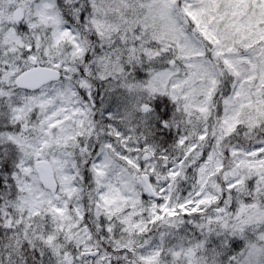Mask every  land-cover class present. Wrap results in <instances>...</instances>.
I'll return each instance as SVG.
<instances>
[{
  "label": "snow or ice",
  "instance_id": "obj_1",
  "mask_svg": "<svg viewBox=\"0 0 264 264\" xmlns=\"http://www.w3.org/2000/svg\"><path fill=\"white\" fill-rule=\"evenodd\" d=\"M0 264H264V0H0Z\"/></svg>",
  "mask_w": 264,
  "mask_h": 264
}]
</instances>
